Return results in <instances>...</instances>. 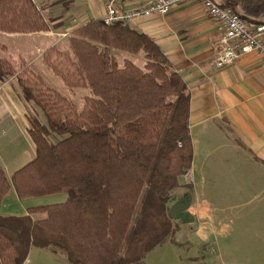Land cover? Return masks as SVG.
I'll return each instance as SVG.
<instances>
[{"label":"trees","instance_id":"16d2710c","mask_svg":"<svg viewBox=\"0 0 264 264\" xmlns=\"http://www.w3.org/2000/svg\"><path fill=\"white\" fill-rule=\"evenodd\" d=\"M215 1L264 24V0ZM47 28L33 0H0L1 32ZM67 44L45 48L41 59L66 88L88 89L80 109L22 61L17 71L0 57V81L14 77L45 119L27 118L33 156L8 177L0 167V204L10 188L19 199L65 194L0 215V264H24L30 248L68 264H137L176 228L167 204L191 162L188 93L157 45L128 24L90 19L69 31ZM112 48L140 53L142 66L118 65Z\"/></svg>","mask_w":264,"mask_h":264},{"label":"crops","instance_id":"0c3cea01","mask_svg":"<svg viewBox=\"0 0 264 264\" xmlns=\"http://www.w3.org/2000/svg\"><path fill=\"white\" fill-rule=\"evenodd\" d=\"M33 2L47 22L46 30L32 33L0 31V51L11 55L4 39L22 41V46L16 47L12 53L17 61L22 58L28 64L46 47L61 42L50 32L69 33L90 19L104 16L105 0ZM143 2L120 0L118 10L136 8ZM129 26L146 34L157 45L186 87L187 127L192 148L187 171L192 177L191 185L198 183L200 187L198 197L204 207L200 213L207 209L205 212L215 210L221 212V216L226 215L227 211L237 207V199L246 195L251 200L248 211L253 212L257 207L264 213V61L250 53L240 55L229 65L214 67L212 60L219 27L195 0H183L164 15L138 17ZM11 82L10 78L0 81V167L6 177L33 156V145L26 132L33 105L22 99L18 87ZM182 186L179 184L174 192ZM10 194L15 196L11 188L1 204L7 205L4 199ZM12 196L8 200L16 203ZM174 203L173 197L167 207ZM1 204L0 215H12L8 210H2ZM27 207L15 216L25 214ZM187 208L184 205V211L194 221L197 214ZM176 220H171L174 227ZM172 234L153 248L175 244ZM31 250L24 264H35L44 258L31 255ZM190 258L196 259L195 256ZM199 261L206 264L205 254L199 255Z\"/></svg>","mask_w":264,"mask_h":264},{"label":"rangeland","instance_id":"374dc122","mask_svg":"<svg viewBox=\"0 0 264 264\" xmlns=\"http://www.w3.org/2000/svg\"><path fill=\"white\" fill-rule=\"evenodd\" d=\"M50 35L59 38V41H61L57 45L50 46H55L58 49H68L67 37L69 33L51 32ZM3 43L7 45L11 55H7L6 51L3 50L0 51V56L7 57L17 71L21 69L20 61H22L23 66L37 74L46 86L53 88L71 100L77 109L81 108L83 97L90 94L88 89L66 88L60 78L53 74L43 63L41 55L44 50L31 64H28L22 58H19L17 61V58L12 53L16 47H21L24 42L4 39ZM110 54L118 65L124 59L131 60L137 66H142L144 62L140 53L132 54L112 48ZM10 79L11 83L18 87L16 79L14 77H10ZM32 109L33 112H30V115L35 116L40 122L44 123L45 119L40 109L35 105H33ZM53 138L51 137V139ZM187 179H189L188 183H186ZM191 182L192 177L188 171L186 175L178 177V183L183 186L182 189L173 192V197L176 201H181L187 205V209L196 213L197 218L189 224L188 222L181 223L177 219L175 222L176 229L172 234V239L176 243L162 244L151 249L137 264H204L199 261V255L202 256L204 254L206 264H264V213L260 211L261 208H254L253 212L251 210L248 211L250 208L247 205L251 200H249L250 196L246 195V197L237 199V207L232 209L233 211H227L226 215L223 214L221 216V212L218 213L215 210L205 212L207 209H204V213L202 214L200 212H202L203 206L198 197L201 193L199 184L191 185ZM10 195L12 196L13 194ZM10 195L5 197L4 201L7 205L1 204V209L8 210L7 212L10 211L12 215L21 214L20 212L23 213L26 206L58 203L65 199V194L63 193L23 199H17L15 196H12L17 201L16 203H12L8 200L11 197ZM240 201L243 203L240 204ZM255 201L257 203V198ZM235 211L239 213H235ZM209 217H211V222H209ZM203 221L209 223L210 228H214L215 230L209 233L206 241L196 236V231L201 224H204ZM30 254H38L44 257L41 261L37 260L35 264H68L62 254L52 253L47 249L32 248ZM189 256H195L196 259H188Z\"/></svg>","mask_w":264,"mask_h":264},{"label":"built area","instance_id":"2783aa9c","mask_svg":"<svg viewBox=\"0 0 264 264\" xmlns=\"http://www.w3.org/2000/svg\"><path fill=\"white\" fill-rule=\"evenodd\" d=\"M181 1L183 0H144L143 4L136 8L118 10L120 0H105L102 21L105 24L117 22L129 25L138 17L164 15L173 5ZM195 1L219 27L212 60L214 67L229 65L240 55L250 53L264 61V24L247 23L239 14L226 6L219 5L215 0Z\"/></svg>","mask_w":264,"mask_h":264},{"label":"water","instance_id":"95a60500","mask_svg":"<svg viewBox=\"0 0 264 264\" xmlns=\"http://www.w3.org/2000/svg\"><path fill=\"white\" fill-rule=\"evenodd\" d=\"M184 205L183 202L176 201V203L172 204L168 209V215L171 218L178 219L181 223L192 221V216L187 211H184Z\"/></svg>","mask_w":264,"mask_h":264},{"label":"clouds","instance_id":"9594fccd","mask_svg":"<svg viewBox=\"0 0 264 264\" xmlns=\"http://www.w3.org/2000/svg\"><path fill=\"white\" fill-rule=\"evenodd\" d=\"M209 222H211V217H209ZM214 231V228H210L209 224H201L199 229L196 231V236L201 240L206 241L209 237V233Z\"/></svg>","mask_w":264,"mask_h":264}]
</instances>
